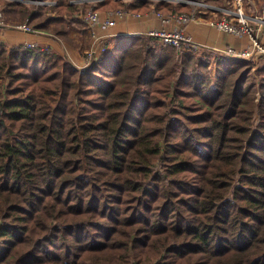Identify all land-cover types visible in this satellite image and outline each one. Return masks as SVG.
Instances as JSON below:
<instances>
[{"label":"trees","instance_id":"1","mask_svg":"<svg viewBox=\"0 0 264 264\" xmlns=\"http://www.w3.org/2000/svg\"><path fill=\"white\" fill-rule=\"evenodd\" d=\"M27 1L5 18L68 40L91 6L192 9ZM198 47L125 35L80 69L0 42V264H264V57Z\"/></svg>","mask_w":264,"mask_h":264},{"label":"built area","instance_id":"2","mask_svg":"<svg viewBox=\"0 0 264 264\" xmlns=\"http://www.w3.org/2000/svg\"><path fill=\"white\" fill-rule=\"evenodd\" d=\"M86 1V0H82ZM89 2L97 5L98 3L104 0H87ZM131 1V0H124ZM238 2L236 9L222 8L224 12L229 14L231 18L223 16L219 21L210 20L211 25L216 26L222 31H226L230 34L242 36L247 35L250 40V44L240 50L229 47L226 53H229L234 56L247 58V59H257L264 57V43L260 38V33L262 27L264 26V0L261 1V13L260 16H250L247 14L244 9L245 0H235ZM39 4H46V1L39 0ZM51 4H56V2H51ZM209 8L213 10H219L220 8L209 5ZM155 12V14L162 20L163 23H167L169 20L175 17V14L164 15L161 12ZM144 13L135 12L125 7L118 9H108L100 10L95 8H90L87 13L83 16L84 21L87 25V30L90 37V42L85 49L83 55V62L85 63L84 67L79 66L78 68L84 69L95 60H99L101 57L109 54L112 45L108 35H104L110 28L116 26L121 20L125 18H135L141 19ZM178 19L182 24L188 23L190 21L203 20V17L196 13H182L178 15ZM253 21L259 23V26L256 27L253 24ZM6 23L4 10L0 6V27ZM15 28L23 30L25 32L36 31V28H33L29 23V19L25 23L14 25ZM149 36L158 37L166 45H186L187 47L197 46L193 37L183 29H151L147 33ZM25 47L34 48L40 46L38 43H25ZM65 47V45H64ZM198 47V46H197ZM66 48V47H65ZM199 48V47H198Z\"/></svg>","mask_w":264,"mask_h":264},{"label":"crops","instance_id":"3","mask_svg":"<svg viewBox=\"0 0 264 264\" xmlns=\"http://www.w3.org/2000/svg\"><path fill=\"white\" fill-rule=\"evenodd\" d=\"M261 1L262 0L244 1L248 11H253V8L256 9L255 12L250 13L252 16H256L254 13H256L257 16H260ZM153 11L154 10L144 13L141 19L125 18L116 26L110 28L104 35L109 36L111 45L114 46L118 38L121 36L138 33L145 34L151 29L174 30L179 28L191 35L196 45L199 46L202 51L218 52L221 54L226 53L229 47L240 50L250 44V40L247 35L237 36L230 34L226 31L218 29L217 27L211 26L201 19L182 24L178 19V14H175L174 18L169 20L167 23H163ZM8 25L9 24L6 21V23L0 27V42L8 43L10 46L24 45L25 43H38L43 46L47 45L56 51L68 55L77 67L85 66V63L83 62V55L90 42L88 30L86 31V36H84V33H80L79 31L72 29L69 33L68 40L66 38L61 39L48 30L37 29V31L34 32H25L15 28L14 26H12V28H7ZM84 37L86 38V41H84ZM260 38L264 43V26L262 27Z\"/></svg>","mask_w":264,"mask_h":264},{"label":"rangeland","instance_id":"4","mask_svg":"<svg viewBox=\"0 0 264 264\" xmlns=\"http://www.w3.org/2000/svg\"><path fill=\"white\" fill-rule=\"evenodd\" d=\"M14 1L31 3V1L29 2L27 0L26 1L25 0H14ZM37 1H39V0L32 1V3L39 4ZM160 1H162V0H151L150 2H151V5L154 6L155 4L160 3ZM167 1H171L174 4L180 2V3L184 4V5H189L190 7H192L191 13H196V14L202 16L203 17L202 21H205V22H207L210 25H211V23H209L210 20L214 19L216 21H219L223 16L231 18V17H229L230 15L225 13L224 9H222V8L236 9V7L239 5L238 2H236L235 0H167ZM127 2H129V1H127ZM75 3H84V2L82 0H77V1H75ZM209 5L216 6V7L220 8V9L219 10H213V9L209 8ZM243 6H244V9L246 10L245 12L247 14H249L250 16H252V14H250L251 12H255L256 11L255 8H253V11H248L247 6L245 4H243ZM2 8H3V10L5 9V7H2ZM121 8H123V7H121ZM102 11H104V10H102ZM4 14H5V11H4ZM174 14H176V13H174ZM17 15L20 17L19 14H17ZM254 15L257 16L256 13H254ZM5 17H6V14H5ZM19 19L20 18L16 19L18 21L11 22V21H8L7 18H6V21L9 24L7 28H10V27L12 28V26H14L16 24H19V23H21V24L25 23V21H20ZM253 24L256 27L259 26V23L256 22V21H253ZM31 26L33 28H35V25L33 23L31 24ZM211 26L216 27L214 25H211ZM84 29H86V30H83L82 32L84 33V36H86V31H87V25L86 24H85ZM75 31H79V30H75ZM32 32H34V31H32ZM84 41H86L85 37H84ZM83 52H84V50H83Z\"/></svg>","mask_w":264,"mask_h":264}]
</instances>
